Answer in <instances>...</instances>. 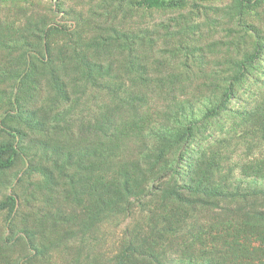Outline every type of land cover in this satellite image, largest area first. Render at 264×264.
Returning a JSON list of instances; mask_svg holds the SVG:
<instances>
[{"label": "rangeland", "instance_id": "1", "mask_svg": "<svg viewBox=\"0 0 264 264\" xmlns=\"http://www.w3.org/2000/svg\"><path fill=\"white\" fill-rule=\"evenodd\" d=\"M135 1L0 0V119L19 133L0 132V144L19 150L0 171V202L14 195L18 204L9 227L0 213V264H114L128 237L142 233L147 200L133 199L126 214L87 215L104 173L98 131L118 111L140 135L115 157L164 168L155 186L189 180L191 159L205 165L212 186L264 184V0H181L153 9ZM227 86L230 99L217 118L200 121L186 143H167ZM120 97L130 105L117 107ZM156 144H166L158 157ZM179 154L176 171L168 170ZM195 217L209 228V214L190 213L188 221ZM159 255L171 264L187 258Z\"/></svg>", "mask_w": 264, "mask_h": 264}, {"label": "trees", "instance_id": "2", "mask_svg": "<svg viewBox=\"0 0 264 264\" xmlns=\"http://www.w3.org/2000/svg\"><path fill=\"white\" fill-rule=\"evenodd\" d=\"M180 2L181 0H136L134 6L153 9L176 7ZM50 50H47L48 56ZM80 67L84 72L87 71V78H92L91 67L84 64ZM70 68L64 66L62 69L68 71ZM230 95L231 86H227L221 100L214 107L206 110L199 121H187L177 133L169 135L167 143H171V146L180 141L186 143L200 121L220 115ZM129 102L126 97H120L116 106H128ZM16 112L15 109L14 113ZM118 112L120 116L117 118L106 115L98 131L100 148L97 152L104 173L99 183V192L94 194L95 202L89 198L87 215L92 218L95 213L126 214L135 198L147 200V208L143 210L145 217L142 233L134 238L126 235V247H121L114 258V264H171L159 255L160 251L165 250L176 255L184 252L187 258L184 263L180 262L182 264H197L198 256L206 251L199 259V264H264V184L240 191L212 186L203 180L205 165L191 159L193 163L188 168L192 177L189 180H180V185L175 183L173 187L164 183L157 187L154 182L160 181L164 168L133 155L115 157L121 143L132 141L136 135H140V130L128 128L123 110ZM3 118L4 116L0 119V132L16 139L18 131L7 126ZM142 135H147V132L143 131ZM165 145L156 144V149L151 151L152 155L158 157ZM18 155L16 143L0 144V171L12 167ZM182 158V154L174 158V164L168 170L176 171ZM260 173L261 170L258 171ZM90 190L94 191L92 185ZM17 206L14 195H8L0 202V213L6 212L7 215V227L13 222ZM198 212L209 214V228L205 225L197 227V217L188 221L190 213ZM29 248L35 250L31 241Z\"/></svg>", "mask_w": 264, "mask_h": 264}]
</instances>
